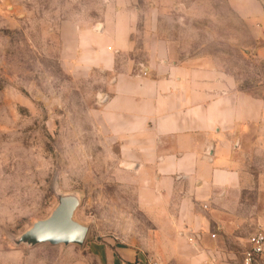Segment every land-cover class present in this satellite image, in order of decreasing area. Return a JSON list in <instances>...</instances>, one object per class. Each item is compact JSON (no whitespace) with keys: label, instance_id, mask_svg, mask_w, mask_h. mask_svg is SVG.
<instances>
[{"label":"rangeland","instance_id":"rangeland-1","mask_svg":"<svg viewBox=\"0 0 264 264\" xmlns=\"http://www.w3.org/2000/svg\"><path fill=\"white\" fill-rule=\"evenodd\" d=\"M261 17L264 0H0V264H112L123 248L146 264L142 187L115 177L89 116L93 80L77 81L63 62L79 34L117 19L136 48L149 29L169 44L209 45L201 52L222 58L238 88L262 95ZM55 181L81 197L83 245L14 246L10 237L56 207ZM248 198L264 218V194ZM226 246L225 262L237 264L242 242Z\"/></svg>","mask_w":264,"mask_h":264},{"label":"crops","instance_id":"crops-1","mask_svg":"<svg viewBox=\"0 0 264 264\" xmlns=\"http://www.w3.org/2000/svg\"><path fill=\"white\" fill-rule=\"evenodd\" d=\"M113 21L79 34L63 62L77 81L93 80L89 116L115 177L142 187L146 260L202 264L216 248L217 264H234L226 245L243 248L264 222L248 198L264 194V89L238 88L222 58L201 52L209 45L169 44L149 29L136 48L132 29ZM142 261L123 248L112 264Z\"/></svg>","mask_w":264,"mask_h":264},{"label":"water","instance_id":"water-1","mask_svg":"<svg viewBox=\"0 0 264 264\" xmlns=\"http://www.w3.org/2000/svg\"><path fill=\"white\" fill-rule=\"evenodd\" d=\"M101 31L98 30L97 32ZM57 205L50 215L35 221L32 226L18 237H10L14 246H25L31 249L38 245L77 246L81 247L88 233V226L74 219L75 212L81 204V197L77 192H62L57 182L52 186Z\"/></svg>","mask_w":264,"mask_h":264},{"label":"built area","instance_id":"built-area-1","mask_svg":"<svg viewBox=\"0 0 264 264\" xmlns=\"http://www.w3.org/2000/svg\"><path fill=\"white\" fill-rule=\"evenodd\" d=\"M214 237V236H213ZM146 264H162L158 258H148ZM202 264H217L214 256L207 255ZM240 264H264V222L258 224L240 252Z\"/></svg>","mask_w":264,"mask_h":264},{"label":"bare ground","instance_id":"bare-ground-1","mask_svg":"<svg viewBox=\"0 0 264 264\" xmlns=\"http://www.w3.org/2000/svg\"><path fill=\"white\" fill-rule=\"evenodd\" d=\"M100 27H101V25H99V26L97 27V29H95V30H96V31L100 30Z\"/></svg>","mask_w":264,"mask_h":264}]
</instances>
